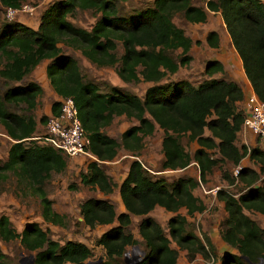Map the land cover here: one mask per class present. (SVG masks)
Segmentation results:
<instances>
[{"label":"trees","instance_id":"obj_1","mask_svg":"<svg viewBox=\"0 0 264 264\" xmlns=\"http://www.w3.org/2000/svg\"><path fill=\"white\" fill-rule=\"evenodd\" d=\"M23 1L0 0V5L18 8ZM204 7L219 13L243 73L264 104V3L204 0ZM76 9L98 14L89 30L67 19ZM176 13L190 23H203L206 19L202 7L191 5V0H152L150 6L136 10L130 17L117 14L114 0H55L41 12L35 29L11 20L0 24V77L4 82H21L41 60H48L45 76L58 96L73 99L88 138V151L96 159L88 162L80 174L82 186L96 188L104 195L111 193L114 183L99 162L111 161L119 148L136 156L143 148V138L150 136L155 126L162 131V170L196 164L198 181L178 177L169 182L149 177L140 161L133 159L118 185L124 212L116 214L106 199L88 198L79 203L78 215L86 227L115 223L95 239L104 251L98 264H127L125 249L137 243L127 230L130 214L142 217L137 233L144 248L133 264H175L178 250L185 251L187 261L199 255L206 261L217 259L218 264L264 263V228L244 213H264V140L262 149L235 146L244 118L237 107L243 94L236 83L211 78L222 71L218 61L205 63L203 74L208 78L195 86L186 79L160 82L192 59V40L172 22ZM116 41L122 49L119 56L115 53ZM204 41L209 47H216L217 33L208 31ZM59 42L78 50L96 66L115 67L116 76L124 83L152 85L141 97L114 86L100 91L95 83L82 77L72 56L60 54ZM176 50L179 53L174 55ZM41 92L38 83L27 81L6 88L0 95V125L13 140L5 160L0 161V184L14 176L17 186L24 184L38 196L41 219L62 226L65 216L54 211L44 186L52 172L65 168V158L53 147L31 139L37 124H44L47 119L40 116L36 120L33 114ZM17 104L24 105L22 113L8 109ZM58 106L57 101L52 102L50 113L56 114ZM118 116L132 118L136 124L123 130L116 140L101 129ZM205 130L209 135H204ZM182 138L197 145L192 155L182 146ZM245 156L258 165V172L240 167L235 176H230L221 171V178L228 185L236 180L242 186L237 196L223 189L215 192L226 214L219 223V236L234 249L217 255L206 234L198 236L187 229L186 217L205 209L193 190L198 183L206 182L208 174L220 163L236 166ZM257 180L260 185H254ZM155 206L174 214L166 221V234L154 218L147 216ZM181 208L185 210L183 215L178 213ZM0 240H18L22 249L32 254V264H84L91 256L90 248L81 242L59 243L50 239L37 222L26 223L18 232L4 214L0 215ZM0 264L18 262L0 251Z\"/></svg>","mask_w":264,"mask_h":264},{"label":"rangeland","instance_id":"obj_2","mask_svg":"<svg viewBox=\"0 0 264 264\" xmlns=\"http://www.w3.org/2000/svg\"><path fill=\"white\" fill-rule=\"evenodd\" d=\"M53 1L55 0H24L22 4L29 7V11H19L10 20L17 21L31 28H35L39 23L41 12ZM114 2L116 5L117 14L124 17H130L134 15L136 10L145 8L152 4V0H114ZM262 2L264 3V0H262ZM5 9L6 8L0 5V24L4 22V20H9L5 16ZM97 16L98 14H94L90 10L76 9L72 14L68 15L67 19L75 26L89 30ZM197 35L198 34H195L194 36ZM194 41L199 40L195 39ZM199 44L200 42L198 44H195V47L192 50V53L195 56L200 52L199 49L201 46ZM57 46L59 48L60 54L64 53L63 55H69L75 59L82 77L85 80H89L95 83L100 91H107L109 86L113 85L122 91L129 92L137 96H142L144 90L148 86H150L145 82L124 83L116 76L115 67L96 66L94 63L89 62L84 57H82L78 50L64 45L61 42H59ZM121 52V45L118 41H116L115 53L119 56ZM178 53L179 50H176L174 52V55ZM44 62L46 61H43V63ZM202 67V61H190L186 66L179 67L174 73L168 74L167 76L162 78L160 82H171L180 79H186L195 86L206 79V76H204L203 72L201 71ZM39 74H43L44 76V73L41 72V70H36V72H33L30 76V79L36 81L42 88L41 94L36 99L37 102L33 110V114L36 117H47L46 114L49 113L50 104L55 99V97L52 88L48 83V79L46 77L43 78L42 76H39ZM26 78L29 79V76ZM27 79H24L17 84H23L27 81ZM14 83L15 82L11 81L4 82V80L0 77V95L6 88L12 87ZM252 93L253 91L250 90L248 94ZM8 109L17 113H22L24 111V105H10L8 106ZM135 123L136 122L133 119L125 117L115 118L112 124L104 131L115 138H119V134L122 130ZM44 126L45 123L37 124L36 132L33 134V136L43 135L45 132ZM239 132L241 133L238 134V142H242L246 148H263L262 141L264 139H261L259 136L251 135L250 133V135L248 134L247 137V132L242 131V128ZM245 133L246 135L244 138L243 135ZM161 136V131L156 128L152 136L145 138L144 147L142 151H140L136 156H132V158H130V156H128V153L126 154V156H121V154L120 156L114 157V159H112L111 161L100 162V167H102V169L111 177L114 185L117 184L124 176L127 166L129 162L133 160V158L140 161L141 165L149 174V177H161L169 182L174 180L181 173H170L160 169V161L162 159V156L159 145ZM12 141L8 139L4 129L0 126V161L5 160L8 146ZM32 141H34V139ZM35 141L37 143H41L40 139ZM180 142L186 150H192L193 142L188 141L185 138H182ZM242 143L237 147H240ZM91 160L94 159L87 156H79L72 160L65 159V168L59 173L52 172L44 186L47 197L52 201V208L54 209V211H56L60 215L65 216L64 225H52L50 223L44 222L40 217L38 196L32 194L30 189L24 186V184L17 186V184L15 183V178L12 175H10L5 182L0 184V215H6L13 228H15V230L18 232L26 223L33 221L37 222L42 229L46 230L48 237L52 240H55L59 243H63L69 240L78 241L85 244L88 248H90L91 256L85 261L84 264H93L94 261L97 260V258L103 256L104 252L101 246L95 244V239L102 232L115 225V223L106 226L97 225L93 228H88L82 223L78 215L79 203L89 197H95L97 195L94 188L82 186L80 184L79 176L80 174L85 172L86 165ZM240 167H248L251 170L258 172V165L248 160L247 156H245L236 166H232L229 162L220 163L219 167L213 168L210 174H208V176L206 177V182L198 183V189H196V192L198 194L202 193L200 185L204 189L212 188L213 194H205L208 199L207 211L202 216H198L197 218L196 216L190 218L187 225L188 230H193L195 233L200 234L202 232H205V230H202L200 227L201 223L204 225V227H206L207 230L209 229V226L212 229L214 225H218V223L222 220V216L218 211L219 206L216 204V190L223 189L234 194V196H237L238 190L242 186L241 183L236 182V180H234V183L232 185H228L226 181L222 180L221 171H226L230 176H235L238 172H236L235 169H240ZM185 174L191 175L193 179L198 181V170H196V168L189 170ZM254 185H260V180H257ZM113 196L117 195H110V198L112 200L114 199ZM115 212L117 213V210H115ZM180 212L181 210L179 211V213ZM244 213L250 219L257 222V219L259 217L257 213L248 210H244ZM152 215L153 218H155V220L161 225L163 232L166 234L167 215L165 211L154 210ZM127 230L137 241L135 245L127 246L124 253V257L128 264H133L142 256L144 248L142 245V239L137 233V224L135 221H132L130 223V225L127 227ZM170 245L172 246L171 242ZM0 251L8 256L13 257L15 262H18V264H28L30 260L28 256L32 255L31 253H28L26 250L22 249V247L18 243V240H14L12 242H3L0 240ZM182 257L179 260L180 264L185 263V260ZM202 260L205 261L206 264L209 263V261H206L203 258Z\"/></svg>","mask_w":264,"mask_h":264},{"label":"crops","instance_id":"obj_3","mask_svg":"<svg viewBox=\"0 0 264 264\" xmlns=\"http://www.w3.org/2000/svg\"><path fill=\"white\" fill-rule=\"evenodd\" d=\"M203 1L204 0H191V5H194V6H199V7H202V9L205 11V17H206V19H205V22H203V23H190V22H187L186 20H184L183 19V17L181 16V14L180 13H176L173 17H172V22L177 26V27H179V28H181L182 30H183V32L185 33V35L186 36H188L192 41H193V44L191 45V47H190V49H189V54L191 55V57H192V59H191V61H194V60H196V61H202V64H203V67H202V72H203V68H204V65H205V63L206 62H208V61H211V60H216V61H218L219 63H220V65L222 66V71L221 72H216V73H214L212 76H211V78H214V79H217V80H223V81H226V82H229V81H232V82H234V83H236L239 87H240V89H241V91H242V94H243V98H242V100L240 101V102H238L237 103V107H239V108H241L240 106H242V102H243V100H244V97L249 93V91L250 90H252L251 89V87H250V84H249V82L247 81V79H246V77H245V75L243 74V70H242V67H241V62H240V59H239V57H238V55H237V53L235 52V50H234V48H233V46H232V44H231V42H230V39H229V36H228V34L226 33V31H225V28H224V25H223V22H222V20H221V18H220V15H219V13L218 12H213V11H208L207 9H205V7H204V4H203ZM262 1V0H261ZM179 19V20H178ZM36 27H37V25H36ZM35 27V28H36ZM33 28V27H32ZM35 28H33V29H35ZM211 30H213V31H215L216 33H217V38H218V45L216 46V47H209L206 43H205V41H204V37H205V35H206V33L208 32V31H211ZM195 34H198L197 36H194ZM198 37V38H197ZM195 39H198L199 40V42H200V49H199V51L201 52V54H200V52H199V54L198 55H194L193 53H192V50L194 49V47H195V44H194V40ZM64 54V53H63ZM43 61H46V62H44L43 63ZM48 63V60H46V59H43V60H41L25 77H23V79L22 80H24V79H27L26 77H28L29 76V79H27V81H33V80H31L30 79V76L32 75V73L33 72H36V70H41V72H43L44 73V76H43V74L42 75H40L39 74V76H42L43 78L44 77H46L45 76V66H46V64ZM205 76V75H204ZM208 77H206V79H207ZM26 81V82H27ZM34 82H36V81H34ZM17 83H19V82H15L14 84H13V86L14 85H21V84H17ZM37 83V82H36ZM49 83V82H48ZM145 83H147V85H152V83L151 82H145ZM50 85V84H49ZM111 86H113V85H111ZM41 87V86H40ZM51 87V86H50ZM114 87H116V86H114ZM42 89V88H41ZM53 91V90H52ZM53 93H54V97H55V99L52 101V102H54V101H57V102H59V100H60V96H58L54 91H53ZM139 97H141V96H139ZM51 105V104H50ZM49 114H51L50 113V111H49V113L48 114H46L47 116L49 115ZM119 117H124V116H118V117H114L113 119H112V121H111V123L108 125V126H106V127H104L103 129H101L102 131H104L107 127H109L111 124H112V122L114 121V119L115 118H119ZM38 118L39 117H36L35 116V119L36 120H38ZM132 119V118H131ZM134 120V119H133ZM135 121V120H134ZM136 122V121H135ZM136 124V123H135ZM133 125V124H132ZM1 126V125H0ZM2 127V126H1ZM3 128V127H2ZM156 128H158L157 126H155L154 127V130H153V132H152V134L154 133V131H155V129ZM160 131H161V129L160 128H158ZM125 130V129H124ZM5 131V130H4ZM123 131V130H122ZM121 131V132H122ZM105 132V131H104ZM120 132V133H121ZM106 133V132H105ZM161 133H162V131H161ZM239 133H241V132H237L236 133V139H235V142H234V144L236 145V146H239L242 142H238V134ZM108 136H110V137H112V138H114V139H116V140H118L119 138H115V137H113V136H111V135H109L108 133H106ZM152 134L150 135V136H152ZM248 132H247V137H248ZM204 135L205 136H207V135H209V133H208V131H204ZM245 135H246V133L243 135L244 136V138H245ZM250 135V134H249ZM7 136V135H6ZM150 136H146V137H144L143 138V147H144V140H145V138H148V137H150ZM8 137V136H7ZM162 137V136H161ZM8 139H10L11 141H12V139L11 138H9L8 137ZM160 141H161V139H160ZM191 142H193V148H192V150L191 151H189V150H186V151H188V153L190 154V155H192V153L194 152V150L197 148V145L195 144V142L194 141H191ZM237 143H239V144H237ZM243 144V143H242ZM159 147H160V145H159ZM143 149V148H142ZM142 149L140 150V151H142ZM139 151V152H140ZM161 152V151H160ZM129 154L128 156H130V158H132V155L130 154V152H128V151H125V150H123L122 148H119V149H117V151H116V155H115V157L116 156H120L121 154V156H126V154ZM161 156H162V154H161ZM87 157H89V158H92V159H94V160H96L95 159V157L93 156V155H91L90 154V156H87ZM114 159V158H113ZM134 159V158H133ZM92 161V160H91ZM161 161H162V159H161ZM161 161H160V164H161ZM90 162V161H89ZM99 162V161H98ZM106 162V161H105ZM100 163V162H99ZM130 163V162H129ZM129 165V164H128ZM143 167V166H142ZM102 168V167H101ZM127 168H128V166H127ZM144 168V167H143ZM193 168H196V170H197V167H196V164L195 163H190L188 166H186L185 168H183V169H177V170H164L165 172H170V173H175V172H178V173H181L180 175H178L177 176V178L178 177H191V178H193L191 175H186L185 173L186 172H188L189 170H192ZM145 169V168H144ZM160 169L162 170V168H161V166H160ZM146 170V169H145ZM126 171H127V169H126ZM126 171H125V173H124V176H125V174H126ZM107 174V173H106ZM124 176L120 179V181L117 183V184H115V185H113V187H112V191H111V193H109V194H106V195H104V194H102L99 190H97L96 188H94V190H95V192H96V196L95 197H89V198H98V199H106V200H108L109 202H111L112 204H113V206H114V210H117V213L116 214H118V213H120V212H124L125 210H124V208H123V206H122V204H121V201H120V199H119V196H118V185H119V183L121 182V180L124 178ZM113 178V177H112ZM176 179V178H175ZM207 179V178H206ZM114 183V182H113ZM200 187H201V191H202V193L201 194H198L197 192H196V189H198V186L197 187H195V189L193 190V194L195 195V196H197L201 201H202V203L204 204V206H205V209L201 212V213H194L193 214V216L192 217H186V219H187V222H189L188 220L190 219V218H193V217H195L196 216V218L198 217V216H202L204 213H206V211H207V196H205V194H207V193H212L213 194V192H212V188L211 189H204V188H202V186L200 185ZM113 194H116L117 196H113V200L110 198V195L112 196ZM88 199V198H87ZM216 204L219 206V208H218V211H219V213H221V219L223 220L224 219V217H225V211L223 210V203L221 202V201H218L217 199H216ZM156 207H158V208H156ZM154 210H163V211H165L163 208H159V206H155L148 214H147V216H151L152 218H153V215H152V213H153V211ZM181 210V212L179 213V211ZM179 211H178V213L179 214H181V215H183V214H185V210L184 209H179ZM165 213H166V215H167V218H166V221H167V219L169 218V217H171V216H173L174 214L173 213H171V212H167V211H165ZM255 213H257L258 215H259V217H258V219H257V225L259 226V227H261V228H264V213L263 214H261V213H258V212H255ZM141 216H135V215H131L130 214V223L132 222V221H135L136 222V224H138V222L141 220ZM155 219V218H154ZM221 220V221H222ZM219 221V220H218ZM220 221V222H221ZM219 222V223H220ZM219 223H218V225H214L213 227H212V229H211V227L209 226V229L207 230L206 229V227H204V225L201 223L200 224V227H201V229L203 230H205V232H203L204 234H206V236L209 238V240H210V242H211V244H212V246L214 247V250H215V252H216V254L217 255H220V254H222V253H224V252H227V251H230V252H234V249L233 248H231L228 244H226L225 242H223L222 240H221V238H220V236H219ZM104 226H106V225H104ZM194 232V231H193ZM195 233V232H194ZM195 234H197V233H195ZM198 236H200V234L198 233L197 234ZM171 246V245H170ZM171 247H173V248H176V247H174V245L172 244V246ZM183 256V257H182ZM184 258V260H185V263H183V264H206L205 263V261H203L202 260V258H201V256H199V255H196L195 257H194V259L193 260H191V261H187V259H186V257H185V251H183V250H178V255H177V259H176V263L175 264H180V262H179V260H180V258ZM208 264H218V260L217 259H215V260H213V259H211V261H209V263Z\"/></svg>","mask_w":264,"mask_h":264},{"label":"built area","instance_id":"obj_4","mask_svg":"<svg viewBox=\"0 0 264 264\" xmlns=\"http://www.w3.org/2000/svg\"><path fill=\"white\" fill-rule=\"evenodd\" d=\"M29 9L22 3L18 8L7 7L5 16L10 20L17 12H27ZM58 103L57 113L47 116L44 134L31 137V139H40V144L53 147L68 160L79 156H90L88 138L79 121L73 99L61 97ZM239 109L244 113L242 131L264 139V104L252 93L244 97ZM237 169L239 168L235 169L236 172Z\"/></svg>","mask_w":264,"mask_h":264},{"label":"water","instance_id":"obj_5","mask_svg":"<svg viewBox=\"0 0 264 264\" xmlns=\"http://www.w3.org/2000/svg\"><path fill=\"white\" fill-rule=\"evenodd\" d=\"M28 257L30 258V260H29L28 264H32V263H33V257H32V255H29ZM124 260H125V262L128 264V262L126 261V259H125V258H124ZM100 261H101V259H100V257H99V258H97V260H96V261H94V263H93V264H98ZM261 264H264V263L262 262Z\"/></svg>","mask_w":264,"mask_h":264}]
</instances>
